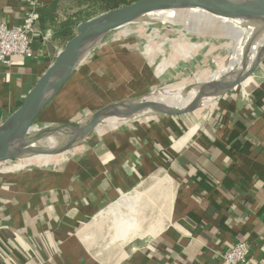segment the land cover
<instances>
[{
	"label": "crops",
	"instance_id": "obj_1",
	"mask_svg": "<svg viewBox=\"0 0 264 264\" xmlns=\"http://www.w3.org/2000/svg\"><path fill=\"white\" fill-rule=\"evenodd\" d=\"M27 1L0 0V24L21 26ZM38 1V29L45 35L42 11L54 0ZM145 18L204 37L221 32L236 43L233 57L238 52L242 29L208 28L170 15ZM248 35L242 52L251 47ZM105 40L36 123L90 117L144 95L161 80L138 46L118 43L123 52L114 53L115 43L103 46ZM47 42L35 37L37 59L13 57L0 64V125L54 62L57 55ZM233 68L222 67L205 83L185 88L175 102H154L187 109L199 99L203 109L164 116L145 107L133 123L103 127L66 153L0 164V264H225L223 254L240 241L251 247L250 264H264V60L226 93L199 88L227 79ZM70 135L49 148L65 145Z\"/></svg>",
	"mask_w": 264,
	"mask_h": 264
},
{
	"label": "water",
	"instance_id": "obj_2",
	"mask_svg": "<svg viewBox=\"0 0 264 264\" xmlns=\"http://www.w3.org/2000/svg\"><path fill=\"white\" fill-rule=\"evenodd\" d=\"M176 7L195 9L229 20H252L264 23V0H138L81 23L77 28V34L59 51L54 62L26 95L21 106L0 125V164L15 160L22 155L57 156L66 153L84 142L107 118H130L136 116L139 110L145 107L153 108L157 115L164 116H182L194 112L201 104L199 99L187 109H178L167 104L141 99L105 107L86 119L85 125L75 123L60 127L59 129L64 128L60 133L65 134L72 130L76 133L65 145L56 149L42 148L37 145L41 135L31 133L40 115L53 102L77 69L76 67L62 78L69 64H78L110 34L130 22ZM263 58L264 56H260L254 66L235 79L228 82L222 80L210 88L204 84L203 88L214 94L226 93L249 79L259 68ZM129 103L132 106L127 111H117L119 107ZM45 132L50 133L51 130Z\"/></svg>",
	"mask_w": 264,
	"mask_h": 264
},
{
	"label": "rangeland",
	"instance_id": "obj_3",
	"mask_svg": "<svg viewBox=\"0 0 264 264\" xmlns=\"http://www.w3.org/2000/svg\"><path fill=\"white\" fill-rule=\"evenodd\" d=\"M149 20V18H145L143 22L121 27L109 35L103 46L108 47L111 43H115L114 48L111 49V52L115 51L114 53L123 52V49L120 50L118 48L119 46L117 47L118 43H124L127 47L133 45L138 46L141 49L139 50L140 52L147 53L152 59L153 65L158 75L161 77V80L156 85L151 86L144 95L139 97H127L125 100L115 102L110 106L147 99L160 91L173 89V87L182 86L185 88H192L196 84H203L216 70H219L223 66L229 68L230 62L235 55L233 53L236 45L235 41L221 32L204 37L198 33L189 32L180 25L172 26L160 22H150ZM246 35H248L249 39L248 44L251 45L250 48H252L264 39V23L258 22L252 27L251 31L248 30L246 25L242 26V32L238 33L240 42L237 43L238 52L236 55L247 49V41L245 40ZM203 106V104H200L195 111L203 109ZM93 114L94 113H92V115ZM81 116L82 117L71 120L69 123L65 124L53 123V125L45 126L39 121L35 124L31 133L32 135H41L38 144L42 148L57 146L59 142L54 143V140L48 139L53 135H59L64 129H59L62 126L81 122L85 124L86 119L90 118L89 116ZM141 117L143 118L144 116ZM120 119L127 121L124 122L125 124L123 123L121 126L119 125L117 127L129 125L139 119V117L132 116L127 119ZM102 124L103 123L98 125L97 129H95L91 135L95 134ZM46 130H51V132L47 133L45 132ZM91 135H89V137ZM63 143H65L64 140H62L60 144ZM34 156L39 155H22L11 162L17 164ZM47 157L49 156H46V159H49Z\"/></svg>",
	"mask_w": 264,
	"mask_h": 264
},
{
	"label": "bare ground",
	"instance_id": "obj_4",
	"mask_svg": "<svg viewBox=\"0 0 264 264\" xmlns=\"http://www.w3.org/2000/svg\"><path fill=\"white\" fill-rule=\"evenodd\" d=\"M235 1H238V0H235ZM151 15H170V16H176L178 18H181V19H185V20H189V21H192L194 23H197L199 25H203V26H206L208 28H218V29H223V30H237V29H242V26L246 25L247 27L249 26H252L254 23L258 22V21H250V20H229V19H224V18H219V17H215V16H212L210 14H207L205 12H200L198 10H195V9H189V8H183V7H176V8H173L171 10H166V11H161V12H157V13H154V14H151ZM149 15V16H151ZM148 17V16H146ZM145 18V17H144ZM139 20V19H138ZM136 23H139L137 21H132L130 22V25L131 24H136ZM129 25V24H127ZM256 44V42H255ZM88 56V55H87ZM86 56V57H87ZM260 56H264V39L255 47H252L244 52H242L241 54L239 55H236L235 57L232 58L231 62H230V65L231 64H234V68L232 70L233 74L232 75H228L227 76V79H224L223 82H228L232 79H235L236 77L244 74L245 72H247L252 66H254V64L256 63V61L258 60V58ZM84 57L82 60H80L78 62V64L76 63H72V64H69L64 73H63V77H65L69 72H71L72 70H74L76 67H78L81 62L86 58ZM247 63H246V62ZM245 63V64H243ZM224 67V66H223ZM222 68V67H221ZM217 71V70H216ZM215 71V72H216ZM215 72H213L208 78L210 79V77L212 75L215 74ZM222 80H216V81H212L208 84H206L209 88L215 84V83H218V82H221ZM193 88H196V85L194 87H192L191 89ZM199 88L201 90H208V89H204L203 88V85L199 86ZM185 89V87H179L178 89H176L175 91L161 97L160 99H157V100H151L152 97H154V95L150 96L149 98H147L146 100L147 101H151V102H156V101H161V100H165V99H168V98H174V102L176 101V99H178L180 97V94L181 92H183V90ZM190 88L188 89H185V92L186 91H189ZM164 91V90H163ZM162 91L158 92L157 94L161 93ZM174 102L171 104V106L174 105ZM132 106V104H124L122 105L121 107L118 108V112H125L127 111L130 107ZM124 119V118H123ZM122 119H120V117H110V118H107L102 126L99 127L98 130H100L101 128L103 127H106V126H111L115 123H117L118 121H120ZM82 125H85L83 123H81ZM35 132V131H34ZM71 133L70 135V138H73V136L75 135L76 131H69ZM67 132V134L69 133ZM64 137V134L63 135H53L51 136L48 140H54V139H60ZM154 197V196H153ZM156 198V197H155ZM153 198V199H155ZM147 199V198H146ZM159 200V199H157ZM155 201V200H154ZM131 203V202H130ZM141 205V204H140ZM142 206V205H141ZM115 210V209H114ZM114 213V211H113ZM116 213H118V210L116 211ZM139 213V212H138ZM156 214V213H155ZM149 215V214H148ZM112 216V215H111ZM134 216V215H133ZM140 216V215H139ZM146 218V217H145ZM139 219V218H138ZM152 221V220H151ZM151 223V222H150ZM146 227V226H145ZM128 242V241H127ZM121 243V242H120Z\"/></svg>",
	"mask_w": 264,
	"mask_h": 264
},
{
	"label": "built area",
	"instance_id": "obj_5",
	"mask_svg": "<svg viewBox=\"0 0 264 264\" xmlns=\"http://www.w3.org/2000/svg\"><path fill=\"white\" fill-rule=\"evenodd\" d=\"M42 5L38 0H28L24 23L11 27L0 24V64L8 65L13 57L37 59L40 50H35V37L45 40V35L38 29ZM251 247L246 242L233 244L222 256L225 264H250Z\"/></svg>",
	"mask_w": 264,
	"mask_h": 264
},
{
	"label": "trees",
	"instance_id": "obj_6",
	"mask_svg": "<svg viewBox=\"0 0 264 264\" xmlns=\"http://www.w3.org/2000/svg\"><path fill=\"white\" fill-rule=\"evenodd\" d=\"M135 1L138 0L52 1L43 9L42 17L46 29L45 36L48 41L47 43L52 49L53 55L56 56L58 53L56 48H63L77 34V28L81 23ZM168 25L172 24L168 23Z\"/></svg>",
	"mask_w": 264,
	"mask_h": 264
}]
</instances>
